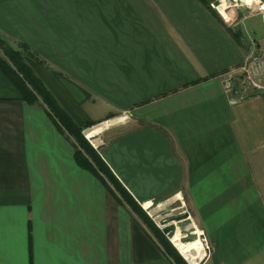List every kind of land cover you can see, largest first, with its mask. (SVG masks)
<instances>
[{
  "label": "crops",
  "instance_id": "1",
  "mask_svg": "<svg viewBox=\"0 0 264 264\" xmlns=\"http://www.w3.org/2000/svg\"><path fill=\"white\" fill-rule=\"evenodd\" d=\"M205 2L0 0V36L26 44L77 125L95 123V145L130 112L97 151L146 213L183 200L209 245L202 264H264V93L247 83H264V12ZM115 197L0 69V264H175Z\"/></svg>",
  "mask_w": 264,
  "mask_h": 264
},
{
  "label": "trees",
  "instance_id": "2",
  "mask_svg": "<svg viewBox=\"0 0 264 264\" xmlns=\"http://www.w3.org/2000/svg\"><path fill=\"white\" fill-rule=\"evenodd\" d=\"M200 1L208 6L205 0ZM231 32L236 38L239 36L236 31L231 30ZM25 55L34 57V54L24 42H18L16 45H13L0 36V69L18 88L21 100L28 104L41 102L57 127L73 139L75 162L101 180L109 191L116 196V199L119 201L121 199L125 200L132 211L139 214V217L141 216L140 218L146 222L147 227L156 235L160 244L175 264H187L177 250L174 249L175 247L167 239L162 229L153 222L142 207L130 196L119 180L116 179V176L102 159L97 149L83 135L82 129L94 126L95 123L88 122L85 126L77 125L25 63L23 58ZM239 77L241 78L240 75ZM238 78L234 80L232 85V89L235 91L243 87ZM183 257L189 264H198L201 260L200 257L193 254Z\"/></svg>",
  "mask_w": 264,
  "mask_h": 264
},
{
  "label": "rangeland",
  "instance_id": "3",
  "mask_svg": "<svg viewBox=\"0 0 264 264\" xmlns=\"http://www.w3.org/2000/svg\"><path fill=\"white\" fill-rule=\"evenodd\" d=\"M258 1H260V0H257V2ZM254 2L256 3V0H254ZM241 4H243V9H246V10H251V9H257V11H259L258 10V5L257 4H255L254 5V8L253 7H249L247 4H245L244 2H240ZM215 5V4H214ZM256 18H258V17H256V16H252V17H249L248 19H246V21L244 22V25H246L247 24V26H248V24L249 25H253L255 22H254V19H256ZM260 18V17H259ZM258 21H259V19H258ZM240 70H244V68H242V69H240ZM240 76H241V78L239 77V76H236V78H238L239 80H241V79H243V77H244V75H243V73H241L240 74ZM130 112H123L122 114H120V115H118L117 117H114L112 120H109V121H107L108 123H106V125L102 128V130L100 131V132H98L97 133V138H98V140H99V143H98V145H95L88 137H86V139H87V141H89L90 142V144L94 147V148H96L97 150L99 149V146L102 144V142H103V136H102V132H103V130H104V128H106V127H108L109 125H114V124H110V123H112V122H117V123H119V124H123V125H125L126 123L125 122H128L130 119H128L129 117H131L130 116V114H129ZM125 114H127L128 116L127 117H125ZM122 116V117H121ZM116 123V124H117ZM95 125L94 126H90V127H87V129H90V131H93L94 129H95ZM163 202H165V200H163V201H161V203L163 204ZM183 202V200L182 199H175V200H173V201H170V200H168V201H166L162 206L163 207H160V210L159 211H157L156 212V214H158L157 216H155L156 214H153V213H151V216L148 214V211H147V214H148V216L153 220V222H155L156 223V225L158 224L157 222H159V220H160V215H159V212L160 211H162V210H165V209H167V208H172V207H176V206H179V205H181V203ZM159 202H156V204H158ZM156 204H154V205H152V207L153 208H155L156 207ZM149 211H150V209H149ZM189 223H192L191 225H189ZM174 224H175V226H179L178 227V229L180 230V232H181V234H183L182 235V237L184 236V235H187L191 230H195V232H196V225H195V222H194V220L192 219V217H189V218H187V219H183V220H181V221H178V222H174ZM166 235V237H167V239L170 241V243L173 245V242H172V239H176V237H175V233H174V231H172V232H169L168 234H165ZM173 236H174V238H173ZM179 236V235H178ZM200 238V241H201V243L204 245V247L203 248H205V255L202 257V259L198 262V264H202L203 263V261L205 260V258L208 256V249H209V245L207 244V242L206 241H204L203 239H202V236H199ZM173 247H175V245H173ZM174 249H176V247L174 248ZM177 250V249H176ZM177 252H178V250H177ZM179 253V252H178ZM180 254V253H179ZM197 254V253H196ZM196 254H193V255H196ZM180 255H182V254H180ZM196 256H198V255H196ZM182 257V256H181ZM183 258V257H182ZM184 259V258H183ZM185 260V259H184ZM186 261V260H185ZM186 263H187V261H186ZM188 264V263H187Z\"/></svg>",
  "mask_w": 264,
  "mask_h": 264
},
{
  "label": "water",
  "instance_id": "4",
  "mask_svg": "<svg viewBox=\"0 0 264 264\" xmlns=\"http://www.w3.org/2000/svg\"><path fill=\"white\" fill-rule=\"evenodd\" d=\"M247 97H249V96H245L244 99L247 98ZM85 129H87V128H83L82 129V133H83V135L85 137H87L86 134H85ZM155 208H157L155 210L156 212L160 210V207H159L158 204H156ZM148 214L151 216V213L149 211H148ZM159 215L161 216V218H160L159 222H157L158 223L157 225H158V227H160L162 229V232L164 234H168L169 232H171V231H173L175 229L174 222H178V221H181L183 219L189 218V213L187 212L186 207H185V205L183 203L181 205H179V206L172 207V208H167L165 210H162V211L159 212ZM191 224L192 223H189V225H191ZM197 238H199V234H197L195 232V230H191L187 235H184L182 237V240L183 241H185V240H196ZM187 263L189 264V262H187Z\"/></svg>",
  "mask_w": 264,
  "mask_h": 264
},
{
  "label": "bare ground",
  "instance_id": "5",
  "mask_svg": "<svg viewBox=\"0 0 264 264\" xmlns=\"http://www.w3.org/2000/svg\"><path fill=\"white\" fill-rule=\"evenodd\" d=\"M179 226H175L173 230L175 233L176 239H173V245H175L176 249L182 254V256H187L189 254H196L198 257L202 259V257L206 254L204 245L200 241V237L196 240H182V235ZM172 232V231H171ZM197 234H200L199 229L196 230ZM179 235V236H178ZM208 243V242H207Z\"/></svg>",
  "mask_w": 264,
  "mask_h": 264
},
{
  "label": "built area",
  "instance_id": "6",
  "mask_svg": "<svg viewBox=\"0 0 264 264\" xmlns=\"http://www.w3.org/2000/svg\"><path fill=\"white\" fill-rule=\"evenodd\" d=\"M239 2H244L243 0H239ZM245 4H247L246 2H244ZM213 6H214V4H212ZM258 10H259V12L261 13V12H264V1H259V5H258ZM259 55H257V54H250V56H249V58L246 60V63H245V66L244 67H242V68H244V70H248L249 68H251L252 67V65H254L256 62H257V60L259 59ZM252 88H254V89H257V90H259V91H262L263 93H264V83L263 84H261L260 82H258V81H255V80H253V79H250V80H248V82H247ZM128 115L127 114H125V117H127ZM122 117V116H121ZM199 232H200V234H199V236H202V239L204 240V241H206L205 240V238L203 237V233H202V230H200L199 229Z\"/></svg>",
  "mask_w": 264,
  "mask_h": 264
}]
</instances>
